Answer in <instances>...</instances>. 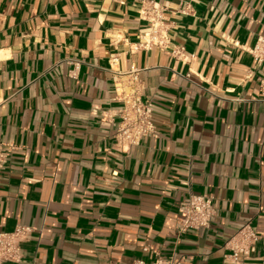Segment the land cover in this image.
Here are the masks:
<instances>
[{"label": "crops", "instance_id": "1", "mask_svg": "<svg viewBox=\"0 0 264 264\" xmlns=\"http://www.w3.org/2000/svg\"><path fill=\"white\" fill-rule=\"evenodd\" d=\"M261 36L264 0H0V232L34 228L22 264H264ZM131 71L158 130L135 145ZM189 193L216 214L179 234ZM246 223L263 236L235 260Z\"/></svg>", "mask_w": 264, "mask_h": 264}, {"label": "built area", "instance_id": "2", "mask_svg": "<svg viewBox=\"0 0 264 264\" xmlns=\"http://www.w3.org/2000/svg\"><path fill=\"white\" fill-rule=\"evenodd\" d=\"M147 11H152V9L148 8ZM152 12L157 18H160L159 10ZM157 39V37L148 35L145 47L149 48ZM251 53L256 62H264V36L257 40ZM129 76L131 87L126 98H124L117 137L121 144L135 145L144 136L157 135L158 130L153 121V103L149 100H143L137 72L131 71ZM6 145L0 141V170L4 167L7 159ZM215 214L211 195L189 193L180 201L178 206V233L184 234L189 230L209 228ZM33 231L32 226L22 224L17 225L11 232L1 231L0 264H22L24 258L23 244L30 239ZM262 236L263 234L255 230L250 223H246L227 240L225 246L231 250V256L237 260L241 255L249 256L254 253ZM130 264H184V261L183 258L175 254H171L167 258L157 254L152 260L139 258L134 259Z\"/></svg>", "mask_w": 264, "mask_h": 264}]
</instances>
